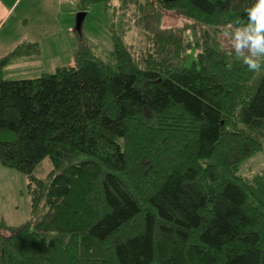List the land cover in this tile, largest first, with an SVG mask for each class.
<instances>
[{"label":"trees","instance_id":"1","mask_svg":"<svg viewBox=\"0 0 264 264\" xmlns=\"http://www.w3.org/2000/svg\"><path fill=\"white\" fill-rule=\"evenodd\" d=\"M254 3L79 0L112 12L107 55L81 28L74 64L52 73L6 79L37 42L0 57V162L25 174L32 212L0 218V264H264V172L240 174L264 152V69L233 48Z\"/></svg>","mask_w":264,"mask_h":264},{"label":"rangeland","instance_id":"2","mask_svg":"<svg viewBox=\"0 0 264 264\" xmlns=\"http://www.w3.org/2000/svg\"><path fill=\"white\" fill-rule=\"evenodd\" d=\"M4 1V20L0 24V57L24 41L37 42L40 54L15 59L6 69V79H34L43 73H52L58 66L74 64V52L79 46L77 26V2L79 0H1ZM113 14L102 5H95L86 13L82 34L99 56L112 49L110 26ZM167 24L185 28L187 40L197 41L200 27H196L178 14L171 13ZM197 33V34H195ZM232 45L229 37L220 38ZM125 40L128 44L144 46L145 39L136 31ZM53 166L49 159L36 169L38 178L46 179ZM264 172V152L248 159L241 175L251 177ZM0 218L8 226H18L32 218L31 199L25 174L0 162Z\"/></svg>","mask_w":264,"mask_h":264},{"label":"clouds","instance_id":"3","mask_svg":"<svg viewBox=\"0 0 264 264\" xmlns=\"http://www.w3.org/2000/svg\"><path fill=\"white\" fill-rule=\"evenodd\" d=\"M246 18V25L233 33V48L250 72H258L264 69V0H255Z\"/></svg>","mask_w":264,"mask_h":264},{"label":"water","instance_id":"4","mask_svg":"<svg viewBox=\"0 0 264 264\" xmlns=\"http://www.w3.org/2000/svg\"><path fill=\"white\" fill-rule=\"evenodd\" d=\"M85 17H86L85 13H78V15H77V26H76L78 31L81 30Z\"/></svg>","mask_w":264,"mask_h":264},{"label":"crops","instance_id":"5","mask_svg":"<svg viewBox=\"0 0 264 264\" xmlns=\"http://www.w3.org/2000/svg\"><path fill=\"white\" fill-rule=\"evenodd\" d=\"M4 1L0 0V24L3 22L5 15L4 14Z\"/></svg>","mask_w":264,"mask_h":264}]
</instances>
